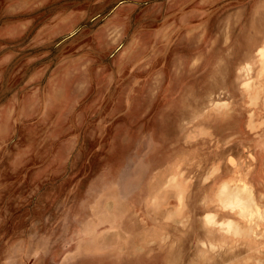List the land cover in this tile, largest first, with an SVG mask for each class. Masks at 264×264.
<instances>
[{
	"label": "clouds",
	"instance_id": "obj_1",
	"mask_svg": "<svg viewBox=\"0 0 264 264\" xmlns=\"http://www.w3.org/2000/svg\"><path fill=\"white\" fill-rule=\"evenodd\" d=\"M87 15L59 9L0 55L3 77L25 53L0 82V200L54 189L42 215H0V264H264V144L237 81L264 0H121L79 36Z\"/></svg>",
	"mask_w": 264,
	"mask_h": 264
},
{
	"label": "rangeland",
	"instance_id": "obj_2",
	"mask_svg": "<svg viewBox=\"0 0 264 264\" xmlns=\"http://www.w3.org/2000/svg\"><path fill=\"white\" fill-rule=\"evenodd\" d=\"M133 3H138L141 7L150 6L154 0H131ZM32 0H0V55L5 54L10 50L19 51L24 43H26L32 36L35 35L39 26L57 10L62 8H74L78 10H86L88 15L82 22L79 36H88L92 29L99 24L105 15L115 7V5L121 3V0H49V4L45 9L34 10L30 7ZM195 15V10L189 13L188 18L191 19ZM30 24L29 31L25 33L23 39H11L8 34H14V32L23 30ZM193 30L190 34L199 28V25H193ZM71 34V33H69ZM70 39H76L75 36ZM48 39L44 38L38 46H42L43 43H47ZM59 47L64 46L63 41H57ZM46 49L42 47L32 48L27 50V54L39 55ZM263 50L257 51L254 55H249L248 59L240 64L237 69V81L241 85L242 94L246 97V109L247 119L246 128L251 137H253L258 144H264V128L263 125L258 126V129L249 131V118L250 114H254L253 120L260 121L263 115L262 102H264V85L261 84V78H264V60L261 56ZM24 52L17 58L14 66L0 77V82L11 83V74L15 72L19 67L23 65ZM262 57V59L260 58ZM262 62V64H261ZM200 63L199 60H194L192 67L195 68ZM179 70H183V63H181ZM261 73V74H260ZM261 76V77H260ZM250 83V84H248ZM258 84V86H256ZM252 87H251V86ZM2 86V85H0ZM250 86V87H249ZM249 89V90H248ZM258 96V97H257ZM259 98V99H256ZM253 99V100H252ZM255 100V101H254ZM253 103V105H251ZM217 105L220 107L224 104ZM217 105H214L217 109ZM222 107H229L224 105ZM259 123V122H258ZM205 134L204 129H195L191 135V139H196L197 136ZM227 192H222V196L228 198L230 196L227 186H225ZM224 188V190H225ZM32 191L31 186H22L19 188H12L4 191V199L0 200V215L5 211H11L14 218L23 220L26 216L42 215L46 210V202L53 195V188H44L37 191L35 195L29 197V193ZM27 201L25 202V199ZM241 215L246 210L244 207L240 208ZM215 219V217H213ZM213 218H209V223H215ZM213 220V221H212ZM231 223V222H230ZM228 223V224H230ZM232 230L239 231V226L232 223ZM68 260V258H66Z\"/></svg>",
	"mask_w": 264,
	"mask_h": 264
},
{
	"label": "crops",
	"instance_id": "obj_3",
	"mask_svg": "<svg viewBox=\"0 0 264 264\" xmlns=\"http://www.w3.org/2000/svg\"><path fill=\"white\" fill-rule=\"evenodd\" d=\"M193 34H190L189 33V37H191ZM217 105V104H215ZM224 106V105H222ZM221 106V109H227V107H222ZM217 110H220V107L217 105ZM254 114H250V118H249V131H254L255 129H258L260 125H263V128H264V107H263V115H262V118H261V122L260 121H256V120H253V116ZM259 122V123H258Z\"/></svg>",
	"mask_w": 264,
	"mask_h": 264
},
{
	"label": "bare ground",
	"instance_id": "obj_4",
	"mask_svg": "<svg viewBox=\"0 0 264 264\" xmlns=\"http://www.w3.org/2000/svg\"><path fill=\"white\" fill-rule=\"evenodd\" d=\"M261 56L263 57V60H264V50L262 51ZM262 57H260V58L262 59ZM263 63H264V62H263ZM261 64H262V62H261ZM260 74H261V73H260ZM263 74H264V73H262L261 75H263ZM260 77H261V76H260ZM248 84H250V83H248ZM250 86H251V85H250ZM250 86H249V87H250ZM252 86H253V85H252ZM252 86H251V87H252ZM256 86H258V84H257ZM248 90H249V89H248ZM257 97H258V96H257ZM257 97H256V99H259V98H260V97H259V98H257ZM252 100H253V99H252ZM254 101H255V100H254ZM251 105H253V103H252ZM224 191L227 192L226 188H225ZM224 191H223V192H224ZM240 208H243L242 203H241V205H240ZM211 218H213V217H211ZM213 220L215 221L214 218H213ZM213 220H212V221H213ZM227 225H228L227 227H228L229 229H231V230L233 229V228H232V226H233L232 223L227 224ZM233 227H234V226H233ZM228 228H227V229H228ZM228 231H230V230H228Z\"/></svg>",
	"mask_w": 264,
	"mask_h": 264
}]
</instances>
